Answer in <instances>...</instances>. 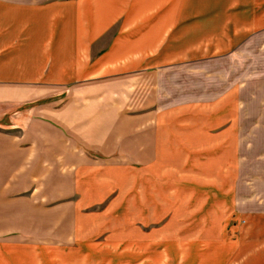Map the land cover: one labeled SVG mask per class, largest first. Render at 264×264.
<instances>
[{
    "label": "crops",
    "instance_id": "1",
    "mask_svg": "<svg viewBox=\"0 0 264 264\" xmlns=\"http://www.w3.org/2000/svg\"><path fill=\"white\" fill-rule=\"evenodd\" d=\"M240 153L264 154V0H0V264L113 233L131 195L172 217L147 192L179 183L172 225L224 241Z\"/></svg>",
    "mask_w": 264,
    "mask_h": 264
},
{
    "label": "rangeland",
    "instance_id": "2",
    "mask_svg": "<svg viewBox=\"0 0 264 264\" xmlns=\"http://www.w3.org/2000/svg\"><path fill=\"white\" fill-rule=\"evenodd\" d=\"M234 161L232 191L229 186L218 185L216 205L215 200L208 204V208L217 206L220 215L224 213L219 228L225 242L215 236L217 223L210 228L202 227L206 229L203 233L192 227L176 228L183 227V221L173 226L178 223L179 216L187 217L189 212L184 213V207L194 197V193H186L185 183H179L172 195L165 193L163 185L158 194L147 192V198L155 201L153 211L161 215L173 209L172 217L166 213L158 219L138 220L135 224L131 195L124 216L109 220L113 233L100 235L83 245L69 241L70 248L54 250L52 247L38 254L30 250L28 261L26 252L22 263L15 259L14 264H217L223 259L221 264H264V231L256 232L264 221V154L240 153ZM127 183L132 187L133 179L128 178ZM145 210L142 204V213ZM71 230L69 215L63 208L61 240L56 242L63 244L66 236L70 240Z\"/></svg>",
    "mask_w": 264,
    "mask_h": 264
}]
</instances>
